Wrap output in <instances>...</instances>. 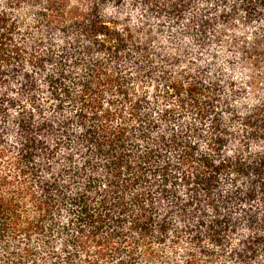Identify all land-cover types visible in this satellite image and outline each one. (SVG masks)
Returning <instances> with one entry per match:
<instances>
[{
  "label": "trees",
  "instance_id": "1",
  "mask_svg": "<svg viewBox=\"0 0 264 264\" xmlns=\"http://www.w3.org/2000/svg\"><path fill=\"white\" fill-rule=\"evenodd\" d=\"M0 264H264V0H0Z\"/></svg>",
  "mask_w": 264,
  "mask_h": 264
}]
</instances>
